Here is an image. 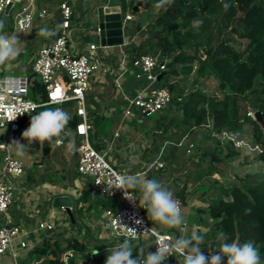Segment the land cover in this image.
<instances>
[{
  "label": "crops",
  "instance_id": "obj_1",
  "mask_svg": "<svg viewBox=\"0 0 264 264\" xmlns=\"http://www.w3.org/2000/svg\"><path fill=\"white\" fill-rule=\"evenodd\" d=\"M60 1L25 0L21 4L22 6L27 5L32 13L35 9L44 11L45 16L40 17L37 14L36 17L32 18L31 25L19 33V55L14 60H9L0 65V75H29L32 73V62L38 49L53 39L52 37L40 36L39 30L44 27L51 29L54 23L61 24ZM120 3L111 4L108 0H71L73 13L68 43L72 52L80 53L89 43H96L100 46L99 52L102 56L99 68L90 77V88L85 97L86 114L91 124L90 139L93 142L96 141L99 151H107V159L120 172L143 173L146 174V178H155L169 188L174 193V197L180 198V194L185 196L186 202L182 205L184 212L190 213V210L195 212L198 207L196 192L197 190L202 191L203 178L199 176L201 167L205 166V162L201 161L199 164L200 154H195L187 160L184 148L181 146L172 148L170 143L177 142L185 133H189V142H193L197 138L202 139L206 134L204 132L207 131L206 126L195 128L190 132H186L182 128L178 129L176 113L169 111L168 106L150 116L143 114L137 107H132L131 113L124 115L127 105L126 96L133 95L138 87L146 83L144 78L136 76L138 69L132 66H130L128 73L119 76L122 58H125L126 64H129L130 61L125 52V45L129 43L130 33H132L131 40L134 41L135 31L127 28L131 25V19L123 22L124 41L121 45L102 46L100 40L98 39L97 42L93 37L99 9L106 5H118L121 10V7H125V5ZM18 12L17 9L10 19L12 28L7 30L8 27L5 28L4 26L2 34L12 36L14 30H18L15 26ZM8 13L5 14L8 15ZM89 15L91 20L94 15L95 24L91 23ZM9 16L4 21H9ZM90 23L91 25H89ZM35 78L38 80L36 76ZM30 97L33 100L39 99L40 94H34L30 87ZM45 106L53 108L52 105H43L38 107L36 111L25 115L20 120L19 129L13 133H10L7 128H0V139L4 135H8L6 141L10 143L13 134L29 126L31 116L42 111L41 107ZM61 108L71 114L75 104L64 102L61 104ZM67 128L72 131L73 136L69 139H74L77 148L80 137L77 136L74 128L69 126ZM116 132H119V135L116 136ZM94 135H96V140H94ZM209 135V140L217 137L214 132ZM206 138L204 139L208 142L209 140ZM66 143L67 141L55 148L49 147L48 150H45L44 145L41 146L35 142L31 145V162L32 166L36 165L38 176L30 173L28 176L21 177L20 180L16 179L17 189L15 193L17 198H14L13 203L8 208V214L12 223L19 225L22 232L20 237L13 240L11 247L0 254V264H46L47 260L54 258L50 252L38 255L35 250V247L45 242L48 239L46 237L52 234L49 230L38 229L37 223L39 221L54 223V230L58 235H54L51 240L59 238L61 247L67 244L73 234L84 240L86 248L83 251L78 252L73 249L64 251L62 258L65 264H69V259L74 260L73 264H104L106 256L110 254L107 250L115 246L116 243L123 241L105 228L104 207L99 202V196L91 194V177L76 171L78 152L77 150L72 153L66 151ZM213 145L211 142V146ZM52 155L55 156L53 161L57 160L55 163L60 171L56 168L53 173L55 177L49 175L46 178L44 177L46 175L40 174L39 170L45 163L43 158ZM159 162L162 163V166L158 165ZM42 184L50 186L46 195L41 192ZM135 194L137 197L140 196L139 189L135 190ZM58 195L73 197L75 205L72 207L71 215L65 207L53 205V199ZM17 199H19L18 206H16ZM185 206H188V209H183ZM77 207H81L80 211L77 210ZM56 208H59L60 211H55ZM2 223L3 216L1 214L0 225ZM149 224L158 231L169 232L168 229L171 228L163 226V230H159V223L151 222ZM182 226L185 234L189 232L188 228L184 229L187 226L185 220ZM192 229H195V232L199 231L196 223ZM194 231L192 230L189 236ZM171 235L173 239L178 238L179 230H177L176 237H173L172 233ZM22 240L25 241V246H21L20 241ZM132 247L133 249L148 248V251L153 252L151 235L133 240ZM95 249L97 255L92 254ZM135 256L136 251L134 250L133 257ZM165 264H183V257L175 255Z\"/></svg>",
  "mask_w": 264,
  "mask_h": 264
},
{
  "label": "trees",
  "instance_id": "obj_2",
  "mask_svg": "<svg viewBox=\"0 0 264 264\" xmlns=\"http://www.w3.org/2000/svg\"><path fill=\"white\" fill-rule=\"evenodd\" d=\"M125 1L120 0L121 4ZM158 2H152L155 14L146 27L138 20L127 27L144 34L135 42L130 33L129 43L125 45L130 60L127 65L140 55L158 54L165 61V68L159 71L154 87H167L173 95L167 106L169 111L176 113L177 128L190 132L206 126L204 138L208 140L211 132L217 134L208 142L204 138L189 142V133H185L177 142L170 143L171 147H183L187 160L200 154L199 164L209 157L210 162L201 167L199 176L206 178L218 172L216 164H226L239 153L236 143L248 132L252 136V141L248 142L250 147H258L254 149L253 158L264 162V125L251 115L259 110L264 120V0H174L167 10H157ZM11 11L12 8L8 15ZM121 12L124 17L126 8L122 10L121 7ZM196 19L203 21L199 30L192 27ZM57 25L54 23L51 29H57ZM59 26L52 38L60 34L61 24ZM190 75L192 87L183 94L177 78ZM28 78L33 93L40 94L35 100L45 101L43 84L33 73ZM141 78L147 82L145 77ZM177 96H181L180 101ZM66 102L75 104L73 100ZM70 115L72 119L67 126L75 129L80 117L74 111ZM223 133L232 138L222 137ZM91 142L99 150L96 141ZM189 143L193 146L188 150ZM44 147L48 150L50 146L45 143ZM207 186L202 183L201 190ZM180 196L183 205L185 196ZM98 198L104 212L109 207L117 209L115 198ZM195 223L198 233L205 236L201 244L205 255L215 253L225 242L250 240L259 250L261 264H264V172L257 176L247 174L228 186H221L213 202L195 209ZM49 232L52 234L46 237L48 239L35 247L38 255L53 254L54 258L46 264H65L62 256L66 249L81 252L86 248L84 240L76 234L61 247L59 238L51 240L58 235L56 230ZM68 263L73 264L74 260L69 259Z\"/></svg>",
  "mask_w": 264,
  "mask_h": 264
},
{
  "label": "built area",
  "instance_id": "obj_3",
  "mask_svg": "<svg viewBox=\"0 0 264 264\" xmlns=\"http://www.w3.org/2000/svg\"><path fill=\"white\" fill-rule=\"evenodd\" d=\"M11 0H0V12ZM59 9L62 16L60 34L41 46L32 62V73L43 84L46 93V100L37 102L30 97V82L28 75L4 74L0 75V87L11 86L9 91L0 95V128H7L10 133L19 129V123L22 117L30 114L43 105H52L53 108H61V104L73 100L75 101L74 113L80 117L75 126V131L80 137L78 146V160L76 171L82 175L91 177V194L96 196H108L117 200L118 207L105 209V228L114 236L121 239L127 238L125 226L134 228L142 233L138 239L147 235L153 237L152 250L156 251L157 233L160 236H166L173 239L168 231H158L153 228L145 216L143 205L139 206V200L135 203L124 199L121 190L113 189L109 193L106 190L109 181L114 179L115 174L120 172L107 159V151L97 150L91 142L89 130L91 124L88 120L85 107V95L90 88V77L99 68L102 62V56L99 52V45L89 43L80 53L72 52L69 43V31L71 27V16L73 13L71 0H61ZM40 17L45 16L44 11H38ZM33 13L25 5L16 15L15 26L18 30L27 29L32 22ZM132 18L131 14L123 17V22ZM94 33L100 40V28L98 24L94 27ZM130 66L138 69L137 77L144 76L146 83L137 88L133 95L126 96L127 105L124 115L131 113L132 107H137L143 114L150 116L164 107L173 99V95L167 87H154L159 71L165 68V61L161 60L158 54H143L132 60L131 65H127L123 57L120 63V75L128 73ZM57 89L60 90V96L54 97ZM178 101L181 96H177ZM13 117H16L12 120ZM119 132H116V136ZM227 137L230 135L223 133ZM232 138V137H231ZM183 140L179 141L180 144ZM241 142V141H239ZM237 142V143H239ZM0 143L8 144L0 139ZM236 143V144H237ZM193 146L189 143L188 150ZM258 149L257 146L254 147ZM5 150L6 154L0 155V214L3 216V223L0 225V254L4 253L12 245L14 239L20 237L21 228L13 224L8 208L13 203L14 192L17 189L16 179L24 173L25 166L21 159L13 156L9 148ZM162 166V163H158ZM99 181V184H96ZM180 201L182 208V200ZM140 220V224L135 221ZM38 229L52 230L54 223L51 221H39ZM152 229L151 232L143 233L145 230ZM21 246H25V241H20ZM170 256L167 260L171 259Z\"/></svg>",
  "mask_w": 264,
  "mask_h": 264
},
{
  "label": "clouds",
  "instance_id": "obj_4",
  "mask_svg": "<svg viewBox=\"0 0 264 264\" xmlns=\"http://www.w3.org/2000/svg\"><path fill=\"white\" fill-rule=\"evenodd\" d=\"M174 0H159L155 5L157 10L170 7ZM227 9L228 5H224ZM203 21L196 19L192 23L195 30H199ZM4 21L0 20V65L5 64L9 60H14L20 52L18 47L19 38L17 35L8 36L3 33ZM49 29L47 27L39 30V35L45 38L56 35L59 29ZM10 85L0 87V95L10 90ZM16 117H13L14 120ZM72 119L70 113L62 108H51L45 106V109L32 115L29 126L21 133L20 139H13L10 143H0V149L12 148L16 156L24 157L30 151L31 145L35 142L43 146L47 143L50 148L60 146L67 141L66 151L72 153L76 150L74 139L70 129L67 128ZM21 140L27 141V144ZM100 182L97 181L96 184ZM121 190L123 197L130 202L135 203L139 199V206L143 205L146 209L147 216L151 222L159 223L163 226L178 228L184 224V214L180 201L174 198V193L165 187L155 178H146L143 173H117L114 179L109 181L106 188L109 193L111 190ZM139 189L140 196L137 197L135 190ZM140 224V220L135 221ZM127 238L122 242H118L111 247L109 255L106 256L104 264H165L167 259L174 254L183 257V264H261L259 250L252 241H233L225 242L220 245L215 253L211 252L205 255L201 244L204 243L205 236L198 232H193L191 236H180L175 239H169L166 236H160L157 233L156 251H148L145 248L133 249L132 241L138 239L142 234L134 228L125 226ZM152 229L145 230L143 233L151 232ZM226 240V238H225ZM136 256L133 257V251ZM93 255H97L96 249L92 251Z\"/></svg>",
  "mask_w": 264,
  "mask_h": 264
},
{
  "label": "rangeland",
  "instance_id": "obj_5",
  "mask_svg": "<svg viewBox=\"0 0 264 264\" xmlns=\"http://www.w3.org/2000/svg\"><path fill=\"white\" fill-rule=\"evenodd\" d=\"M108 1H110L111 4H113L115 2L120 3V0H108ZM23 2H25V0L14 1V4L12 5V11H11L10 16L6 15L4 12L3 13L0 12V20L4 21L5 19H8L7 17L9 16V21H4L5 28L8 27L7 30L8 29L10 30V27L12 28V24L10 26V23H11L10 19L12 17V14L14 12H16L17 9L19 11L22 8L21 4ZM152 2H153V0H126L124 2V5L126 8V13H130L132 15L131 23H134V21L138 20L142 27H146V24L149 22L150 18L155 14V10L152 6ZM134 6L137 7V10L133 9ZM123 9H124V7H122V10ZM89 19H90L91 23L95 24L94 15L92 16L93 21L91 20L90 15H89ZM97 19H96V25L98 24ZM91 23L89 25H91ZM134 31H135L134 41L139 42L144 37V34H142V31L141 32L136 31V30H134ZM20 32H22V31L15 29L14 35L20 36L19 35ZM93 37L98 42L96 35H94ZM177 81L179 84L178 88H180L182 90L183 94L188 92L190 90V88L192 87V83H193L192 75H190L188 77H184V76L178 77ZM203 83H204V85H207L206 82L203 81ZM177 91H178V89L175 92H177ZM47 107H49V106H47ZM44 109H45V107H43V108L41 107V110H44ZM251 115L253 116V112L251 113ZM27 127L28 126L24 127L23 130H20L19 132L14 133L11 141L13 139H20L21 133ZM3 129H5V128H3ZM7 136L8 135H4L3 138L1 137V140L3 142H7L6 141ZM222 137L226 138L227 136L222 134ZM243 137H244V139L241 142L237 143L238 148H239V153L237 155H235L232 158V160L226 164L223 162H219V164H216L218 172H214L211 176H207L206 178H203L202 183H204V186H206V185H208V186H207V188H205L204 191L197 190V192H196L198 195L197 196L198 197V200H197L198 207L205 205L209 202H213L215 200V198L219 192V188L221 186H228L233 180L238 179L240 177H243L244 175H247V174H253V175L257 176L260 173L264 172V162H261V161L253 158V153L255 152L254 151L255 148L254 147L251 148L249 145V143L252 141L251 134H249L248 132H245ZM21 142L27 144V142L24 140H21ZM10 153L12 155L16 156L15 151L12 148L10 149ZM5 154H6L5 150H0L1 156L5 155ZM31 154H32V151L30 148V151L27 153L26 156H24V157L16 156L24 162L25 167H26L23 175L18 177L17 180H20L21 177L28 176L30 173H33V174L38 176V174H37L38 170L36 169V165L32 166V162H31L32 155ZM41 155H42V152H41ZM36 157H38V156H36ZM54 159H55L54 155H52L50 157L46 156L43 158L45 163H43V166L40 168L39 171H40V174L46 175V176H44L46 178L49 175H51V177H53L54 169L57 168V170L60 171L59 168L57 167L56 163H55L57 160H55V162H54L53 161ZM203 162H205V165L207 163H209L210 162L209 157L203 159ZM54 177H55V175H54ZM54 179L58 180V181L60 180L57 178H54ZM45 185L46 184L41 185V187H42L41 192L46 195L47 192H49V190H50V186L48 187ZM14 198L15 199L17 198V194L15 192H14ZM16 202H15L16 206H18L19 199H17ZM183 209H188V206L183 207ZM54 210L57 212L60 211L59 208H56ZM144 213H145V216L147 217V220H148L149 218L147 216L146 209L144 210ZM194 213L195 212H193L192 210H190V213L184 212V210H183V214L185 217L184 220L187 222V226H185L184 229L188 228L187 230L189 232H186V234H185L184 230L182 228L183 227L182 225H181L182 227L180 226L178 228H170L168 230L170 233L173 234V237H176L177 230H179V237L180 236H186V235L189 236L190 232L192 230L193 231L195 230V229H192L193 225L195 224V214ZM56 215H59V214H56ZM148 223H151L150 219L148 220ZM163 228H164L163 225L159 224L158 229L163 230ZM190 229H191V231H190Z\"/></svg>",
  "mask_w": 264,
  "mask_h": 264
},
{
  "label": "water",
  "instance_id": "obj_6",
  "mask_svg": "<svg viewBox=\"0 0 264 264\" xmlns=\"http://www.w3.org/2000/svg\"><path fill=\"white\" fill-rule=\"evenodd\" d=\"M14 1L16 0H11V2L5 7V13H8ZM37 14L38 9H35L33 17H36ZM98 26L100 28V44L102 46L123 44V15L118 5H106L99 9ZM253 117L264 125V120H262L259 110L253 112ZM53 205L55 207H65L66 211L71 215L72 207L75 205V202L70 195H58L53 199Z\"/></svg>",
  "mask_w": 264,
  "mask_h": 264
},
{
  "label": "snow or ice",
  "instance_id": "obj_7",
  "mask_svg": "<svg viewBox=\"0 0 264 264\" xmlns=\"http://www.w3.org/2000/svg\"><path fill=\"white\" fill-rule=\"evenodd\" d=\"M60 90L59 89H57V91H56V93H54V97H59L60 96Z\"/></svg>",
  "mask_w": 264,
  "mask_h": 264
}]
</instances>
